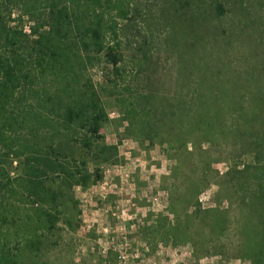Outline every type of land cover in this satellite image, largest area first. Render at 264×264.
<instances>
[{
  "label": "trees",
  "instance_id": "trees-1",
  "mask_svg": "<svg viewBox=\"0 0 264 264\" xmlns=\"http://www.w3.org/2000/svg\"><path fill=\"white\" fill-rule=\"evenodd\" d=\"M137 2L0 0V264H51L63 250L65 229L77 228L70 190L99 181L100 166L117 159V144H107L100 131L110 120L90 74L100 63L110 66L107 81L124 134L174 152L169 209L180 214L174 200L183 188L185 214L173 232L188 235L194 227L204 237L191 242L215 251L233 226L240 250L264 264V0H170L174 13L191 23L206 20L212 29L210 18L222 23L229 12L241 14L243 24L221 36L232 41L238 28L256 26L258 65L237 72V57L223 61L219 48L199 53V45L188 43L174 88H154L155 74L140 77L132 65L134 77L115 92L119 77L130 73L122 42ZM253 10L262 13L250 15ZM149 55L142 54L139 66ZM253 83L256 90L248 91ZM223 144L231 150L216 148ZM194 155L196 178L185 174ZM244 156L251 159L238 162ZM226 158L231 163L224 172L212 168ZM212 183L225 207L197 200Z\"/></svg>",
  "mask_w": 264,
  "mask_h": 264
},
{
  "label": "rangeland",
  "instance_id": "rangeland-1",
  "mask_svg": "<svg viewBox=\"0 0 264 264\" xmlns=\"http://www.w3.org/2000/svg\"><path fill=\"white\" fill-rule=\"evenodd\" d=\"M170 3V0H138L135 4L138 8L131 22L133 28L125 31L122 42L123 48L126 46L125 60L128 61L130 73H127L128 76L124 74V79L119 77V87L115 92H119L122 85L129 81L130 74L134 77L138 67L140 77L148 73L155 74L154 88H174L177 66L179 63L185 64L179 54L188 43L199 45L195 48L199 53L219 48L216 53L223 61L237 57V72H241L246 65H258L256 61L259 60L261 46L255 41L258 31L256 26L236 28L237 36H233L232 41L225 42L222 37L223 30L226 34L232 31L230 28L235 23L237 26L243 24L241 14L229 12L222 23L214 17L210 18L216 24L212 29L206 20H198L199 24L195 20L191 23L184 18L185 15L174 13L177 8ZM260 13L253 10L250 15ZM189 14L195 15L193 11ZM14 16H17V12H14ZM23 22L27 24L25 20ZM194 33L202 38L195 35L198 39L195 40ZM180 45H184L183 49L179 48ZM144 52L152 56L149 55L151 58L142 67L138 59ZM109 72L110 66L105 63L96 64L90 70L94 87L101 89V99L110 119L100 131L107 144H117V159L100 166L99 181L85 189L75 185L70 190L69 199L78 207L77 228L71 231L63 222H59L66 228L63 250L61 254L51 256V264H70L71 261L72 264H259L240 250L241 236L233 226L225 236L220 237L221 242L216 244L215 251L191 242V239L204 237L194 227L188 235L182 231L173 232L172 227L183 224L185 214L182 211L183 204L179 202L183 188L178 191L177 200H174L180 214L173 215L169 209V189L172 187V173L176 165L172 156L174 152H171L168 145L136 141L124 134L125 123L122 125L119 120L120 115L111 96L114 90L107 81ZM252 74H256L255 68ZM255 85L253 83L247 90H256ZM187 147L193 148L191 144ZM229 147L231 145L223 144L216 148L228 151L231 150ZM249 159L251 156H244L238 162ZM190 161L192 164L185 170V174L196 178L200 172L197 157L194 155ZM230 163L226 158L214 162L212 168L222 173ZM215 191L213 183L202 189L197 199L202 207L226 206L225 201L218 202L215 199Z\"/></svg>",
  "mask_w": 264,
  "mask_h": 264
}]
</instances>
